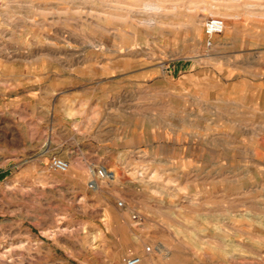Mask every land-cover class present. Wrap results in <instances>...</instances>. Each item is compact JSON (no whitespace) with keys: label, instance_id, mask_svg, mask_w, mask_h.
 Segmentation results:
<instances>
[{"label":"rangeland","instance_id":"obj_1","mask_svg":"<svg viewBox=\"0 0 264 264\" xmlns=\"http://www.w3.org/2000/svg\"><path fill=\"white\" fill-rule=\"evenodd\" d=\"M154 1L0 0V264H264V0Z\"/></svg>","mask_w":264,"mask_h":264},{"label":"built area","instance_id":"obj_2","mask_svg":"<svg viewBox=\"0 0 264 264\" xmlns=\"http://www.w3.org/2000/svg\"><path fill=\"white\" fill-rule=\"evenodd\" d=\"M225 28V20L219 16L208 17L205 23V32L209 37L208 44H212L211 38L215 34L223 32ZM50 165L53 169L58 171H66L69 168V161L61 156L55 155L51 157ZM107 170L105 168L99 169L95 172V178L90 181V186L94 188L97 185V181L106 176ZM121 205L122 202H119ZM147 250H151V247H148ZM127 264H140L142 262V257L139 255H132L125 259Z\"/></svg>","mask_w":264,"mask_h":264},{"label":"bare ground","instance_id":"obj_3","mask_svg":"<svg viewBox=\"0 0 264 264\" xmlns=\"http://www.w3.org/2000/svg\"><path fill=\"white\" fill-rule=\"evenodd\" d=\"M119 3H121L120 1H119ZM142 4H143V6L145 7V8H149V9H162L163 8V5L160 3V2H157V1H145V0H142V2H141ZM53 5V4H52ZM251 5V4H250ZM54 6V5H53ZM111 7H124V8H126V9H128V10H135L132 6H123V5H121V4H111ZM254 7V6H253ZM144 8V9H145ZM148 10V9H147ZM134 12V11H133ZM108 13H111V12H108ZM96 14V13H95ZM162 16V15H161ZM141 19H142V21H146L147 23L148 22H154L157 18L154 16V15H145V16H142L141 17ZM99 20V19H98ZM96 21V20H95ZM140 22V21H139Z\"/></svg>","mask_w":264,"mask_h":264}]
</instances>
